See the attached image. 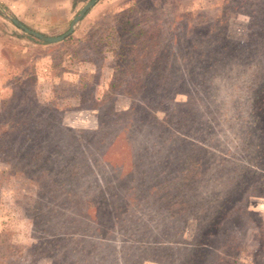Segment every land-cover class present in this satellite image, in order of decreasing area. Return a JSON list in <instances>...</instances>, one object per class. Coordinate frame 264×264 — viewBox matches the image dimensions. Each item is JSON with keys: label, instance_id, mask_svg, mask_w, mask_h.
I'll return each mask as SVG.
<instances>
[{"label": "rangeland", "instance_id": "rangeland-1", "mask_svg": "<svg viewBox=\"0 0 264 264\" xmlns=\"http://www.w3.org/2000/svg\"><path fill=\"white\" fill-rule=\"evenodd\" d=\"M88 1L0 0V10L32 32L57 37L68 30L71 19ZM187 21L195 28L212 25L221 32L215 41L224 37L243 56L233 59V53L228 59L205 56L201 60L200 53L181 69L172 67L167 75L183 86L173 89L176 94L170 101L142 120L140 104L144 106L149 99L130 93L131 89H140L145 75L152 79L148 80V89L158 84L155 75L166 66H154L155 62H162L168 55L166 41ZM9 22L0 13V137L12 128L3 124L7 111L17 104H37L43 108L55 106L61 128L83 131L91 140L75 163L74 183L80 190L70 200V208L65 200L73 196L67 198L64 193L72 151L64 144L59 210L65 212L56 222L32 214L40 198L39 204L51 202L44 196L38 199L29 179L0 163V264H53L47 255L27 252L31 244L49 239L60 240L62 256L75 264H122L130 258L126 249L140 247L138 240L141 244L146 237L151 241L150 248L159 243L158 250L164 248L163 243L177 248L174 244L180 234L189 236L192 216L184 221L174 242L155 224L146 231L142 221L134 224L136 219L126 221L123 231L117 224L128 210L139 219L141 214L150 215L146 220L156 223L155 210L135 209V199L139 198L135 194L136 180L150 172L151 168L144 165L150 163L151 155H158L156 151H161V158L172 157L175 141L184 145L176 147L192 161H206L203 170L209 169L205 175L214 180L204 186L205 191L223 189L235 168L237 174L244 171L227 188L229 192L236 190L232 215L242 224L245 220L247 229L234 235L238 240L223 244L218 236L209 264H264V245L258 244L264 243V108L256 115L251 111L254 92L264 82V44L259 43L264 36V0H97L72 26L69 39L51 44L26 37ZM129 49H133L131 53ZM195 87H199L197 91ZM186 107L198 118L191 122L193 126L200 120L197 129L185 127L186 122L190 124V119L185 121L182 115ZM174 109L180 110L178 125H174ZM252 115L255 120L259 117L256 123ZM195 144L202 147L201 153L190 148ZM186 148H190L189 153H185ZM37 155L27 148L21 160L34 163ZM137 159L141 166L130 167ZM197 169L189 170L192 177ZM169 171L164 178L171 177ZM243 180L244 186L240 184ZM75 199H95L98 205L99 199H106L109 204L95 213V224L93 213L86 216V211L74 207ZM119 207L123 208L121 214ZM232 229L236 230V223ZM211 246L213 249L206 242L202 248L210 250ZM160 260L144 258L143 264H176Z\"/></svg>", "mask_w": 264, "mask_h": 264}, {"label": "trees", "instance_id": "trees-1", "mask_svg": "<svg viewBox=\"0 0 264 264\" xmlns=\"http://www.w3.org/2000/svg\"><path fill=\"white\" fill-rule=\"evenodd\" d=\"M87 12L88 10H86L83 16H85ZM9 24L17 29L11 22H9ZM182 31L184 32L182 33ZM176 32V36L172 35L170 40L166 41L165 51L168 52V55L163 59L164 62H161L160 59L155 62L154 66H162V64L166 66V69L162 71L158 69L157 75H155L158 84L153 89H148L150 88L148 80L152 81V79L145 75L143 79L144 85L137 90L131 89L133 92L130 93L138 97H148L149 99L144 106L140 104L142 120L151 117L150 111L160 110L162 108V103H168L176 94L173 89H176L178 86H183V83L173 81L167 75L168 70H172V67L181 69L187 64H190L189 61L195 57L197 58V55L200 53H202L201 60L205 56L211 59L226 56V59H228L227 56L230 57L233 53L234 56L231 57L233 59L240 60L241 56H243V54L239 53L238 49V51L235 52V46L225 41L224 37L220 38V41H218L220 44L217 45L218 42L215 41V38H217L221 32L214 29L212 25L195 28L187 21L183 26H180ZM22 34L26 37L34 38L29 34H25L23 31ZM69 38L70 36L68 35L63 40ZM34 39L38 42L45 43L39 39ZM259 43L264 44L263 34L259 39ZM135 47L136 43H133L132 48L134 49ZM133 49H129L128 52L131 53ZM188 49L191 50L190 53L187 52ZM172 53H174V55ZM174 56L176 59H174L175 62H172ZM244 60L245 58L243 57L241 61ZM162 75L163 77L161 78L160 76ZM198 88L199 87H195L193 90L197 91ZM254 93L251 111L256 115L257 112L260 111V108H264V82L257 87ZM187 107L182 115H184L185 121L190 119V124L186 122L185 127H187V129H192L191 127L197 129L200 120H198L196 126H193L191 122L196 121L198 118L197 116H193L195 113L194 111L191 110L190 114ZM178 111L180 110L174 109V113L177 116L174 125H178L179 123ZM7 112L8 113L2 119L4 120L3 124L5 126L11 124L12 128L9 129L7 135L0 137V163L5 165L8 170L13 171L16 169V171H18L17 175L20 177L29 179L35 187L38 199L44 196L46 201L51 202V204L42 205L39 204L41 198L39 200L37 199L38 201H36L37 203L35 204L37 208H35V211L32 213L33 215L51 222L59 221L63 216V212H65L64 209L59 210V206H61L59 200L61 198L60 183L63 178L62 154L64 144L72 151L70 157L71 164H69L70 167H68L67 173L68 189L64 193V196L67 198L73 196L65 200V202L67 201L66 207L70 208V200L74 199L76 197V192L80 190L76 189L74 183V176L77 174L75 163L83 154L91 139L88 137L87 133L83 131L65 130L61 128L56 117L58 116V110L55 106L52 107L50 105L43 108L37 104H28L25 106L17 104ZM252 118L255 123L259 120L258 116H256V120L253 115ZM143 127H146V125H143ZM131 136L132 135H127V137ZM134 136H137V133H135ZM175 142V154L170 157L171 159H167L166 156L165 158L159 157L161 151H156L158 155L155 158L151 155L150 163L144 165L151 168L150 172L140 174L136 180L137 188H135V194L138 195L139 198L135 199V209L144 211L155 210L158 213L156 223L146 220L150 219V215L141 214V219H139L134 212L128 210L127 214H125V216L122 215L117 221V224L120 231L125 230L127 228L126 221L131 222L132 219H136L134 224L138 223V221H142L141 224H143L144 231L148 230L147 227H151V225L155 224L154 227H158L165 231V236L169 235V239H173L172 242H174V237L180 234L178 230H180L184 221L187 220V217L192 216L193 220L189 222V236L184 238L180 234V240H177L174 244L177 248L171 247V243H163L161 245H163L164 248L160 250L157 249L160 243L150 248L151 241H149L147 237L143 238L144 240L141 244L140 240H138L139 243L137 244L140 247H133V249L131 247V250L126 249L125 253H127L126 255H129L130 258L128 257L127 260H124L125 262H122V264H143L145 262L144 258L157 262H161L160 258H163V261L167 259L176 264H209V260L212 259L216 250L214 241L218 236L222 237L223 244V242H231V240L235 238L238 240L239 236L234 235H239L240 232L247 229L248 223H245V220H243L244 224H242L239 220L236 221L235 216L232 215V211L235 209L234 193L236 190L233 189L229 192V188H227L229 182L232 183L233 180L238 179L239 174L241 176V172L243 171L242 168H240L242 171L240 172L239 170L238 174L236 171L238 170L237 168L233 170L232 174H228V185L225 184L223 189L215 191V188H213L210 192L205 191L204 186L212 183L214 180L208 177L207 174L205 175V171L209 169L203 170V167L206 168V161L201 158H195V161H192L177 148L178 146L185 148L183 147L184 145H181L179 141ZM206 143L211 144V142ZM148 147L147 145L145 150ZM27 148L34 149L38 153L34 163H27L21 160L23 151ZM190 148L197 154L202 152V147L198 144L192 145ZM190 148H186L185 153H187ZM169 152H172V150ZM177 152L179 153L176 154ZM197 156L199 157L200 154ZM138 158H140L139 155ZM138 164L141 166L140 159H137L135 163L131 161L130 167H135ZM12 165H16V167L12 169ZM192 168H198L197 173L193 175L194 177L189 173V170ZM168 171V175H171V173L173 174L170 178H164ZM150 178L155 180H151ZM244 183L245 180L240 182L242 186H244ZM234 184L237 185L239 183L235 182ZM101 192H103V189ZM99 200L101 204L98 205L94 202L95 199L91 202H88V200L78 201L75 199L74 201L77 206L75 205L74 207L86 211V216H88V213H93L91 220L93 223L95 221V224H98L96 214L100 211L102 212V209H105L106 205L109 204V200L104 199L106 202H103L101 199ZM94 205H97V208H94ZM122 212L123 208L119 207V213L121 214ZM88 219L90 221V216ZM235 223L236 230L233 231L232 228ZM230 234L233 235V237L224 239V237H228ZM59 242L60 240L54 239H49L47 241L42 240L40 243L31 244L27 252H31V254L37 253L39 256L47 255L51 257L53 264H75L73 261H67L66 257L62 256V250L60 249L62 244ZM206 242L207 245L212 244L213 249L212 246L210 250L202 248ZM258 244L264 245L261 241H259ZM157 251L161 252L157 253Z\"/></svg>", "mask_w": 264, "mask_h": 264}, {"label": "water", "instance_id": "water-1", "mask_svg": "<svg viewBox=\"0 0 264 264\" xmlns=\"http://www.w3.org/2000/svg\"><path fill=\"white\" fill-rule=\"evenodd\" d=\"M97 0H89L86 4H84L77 12V14L71 19L70 23H69V28L66 32H64L63 34H61L60 36L57 37H47L44 35H41L39 33L36 32H32L30 30H28L27 28H25L24 26L21 25L20 22H18L17 20L8 17L3 10H0V13L7 19L9 20L14 26H16L17 28L21 29L24 33L29 34L31 36H33L36 39H39L45 43H57L62 41L65 37H67L71 31H72V26L78 22L82 16L84 15V13L86 12V10H88L90 7H92L94 5V3Z\"/></svg>", "mask_w": 264, "mask_h": 264}]
</instances>
